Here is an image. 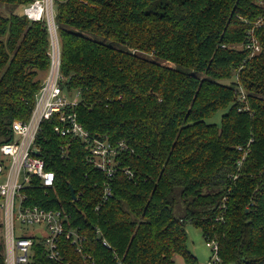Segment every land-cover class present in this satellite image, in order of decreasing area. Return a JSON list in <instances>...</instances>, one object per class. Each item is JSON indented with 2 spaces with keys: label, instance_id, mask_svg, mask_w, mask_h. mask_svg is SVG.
<instances>
[{
  "label": "trees",
  "instance_id": "trees-1",
  "mask_svg": "<svg viewBox=\"0 0 264 264\" xmlns=\"http://www.w3.org/2000/svg\"><path fill=\"white\" fill-rule=\"evenodd\" d=\"M31 1L0 0V144L50 65L45 24L15 13ZM54 11L77 121L127 146L103 199L108 180L83 144L43 123L39 156L55 181L27 193L85 236L88 259L62 240L64 259L198 264L190 223L217 244L218 264H264V0H54ZM218 111L219 124L206 122ZM35 251L29 264H59Z\"/></svg>",
  "mask_w": 264,
  "mask_h": 264
},
{
  "label": "built area",
  "instance_id": "built-area-1",
  "mask_svg": "<svg viewBox=\"0 0 264 264\" xmlns=\"http://www.w3.org/2000/svg\"><path fill=\"white\" fill-rule=\"evenodd\" d=\"M21 13L30 21L45 24L50 40V65L34 95L28 118L13 120L12 139L0 144V262L29 264L36 255L35 246L40 244L50 261L71 264L64 259L62 240H68L75 252L88 259L83 255L85 236L67 226L70 215L63 209H47L29 203L27 190L42 188L46 191L53 187L55 181L54 172L46 169L44 159L39 156L37 140L42 125L45 121L53 122L54 133L78 139L83 144L87 162L102 171L108 180L104 184L103 199L111 194L109 181L120 168L118 154L127 150V146L122 141L112 143L106 137L93 136L77 121L72 107L79 99L70 98L73 90L64 85L65 77L60 72L54 0H32L23 6ZM263 22L264 17L259 18L255 26ZM250 45L254 50L259 49L254 38ZM65 150L66 146L62 147V155H66ZM123 171L131 175L128 168ZM25 224H42L45 231L22 232L21 226ZM96 231L99 233L98 229ZM102 244L109 247L105 239ZM206 244L212 253L204 264H218L217 244L214 241Z\"/></svg>",
  "mask_w": 264,
  "mask_h": 264
},
{
  "label": "rangeland",
  "instance_id": "rangeland-1",
  "mask_svg": "<svg viewBox=\"0 0 264 264\" xmlns=\"http://www.w3.org/2000/svg\"><path fill=\"white\" fill-rule=\"evenodd\" d=\"M0 11L1 12H7V8L4 5H0ZM22 8H17L15 10V13L21 14ZM169 65H172L168 63ZM70 98H75L76 100L79 99V95L77 94L76 90L72 91L71 97ZM223 113V111H218L213 117L209 118L206 120V122L210 123H217L219 124L220 122V116ZM18 226V225H17ZM35 230H40L42 232L45 231L44 225H22L21 226V231L22 232H30V231H35ZM186 234H187V241H188V246L189 249L196 255L198 264H204L209 257L211 256V248L206 244L204 239L202 238L201 231L199 228L193 226L192 224L188 223L185 226Z\"/></svg>",
  "mask_w": 264,
  "mask_h": 264
},
{
  "label": "water",
  "instance_id": "water-1",
  "mask_svg": "<svg viewBox=\"0 0 264 264\" xmlns=\"http://www.w3.org/2000/svg\"><path fill=\"white\" fill-rule=\"evenodd\" d=\"M35 154H38V151L34 152ZM70 193L73 199H75V194H74V190L72 188H70Z\"/></svg>",
  "mask_w": 264,
  "mask_h": 264
}]
</instances>
